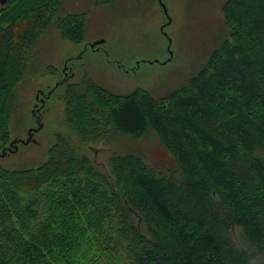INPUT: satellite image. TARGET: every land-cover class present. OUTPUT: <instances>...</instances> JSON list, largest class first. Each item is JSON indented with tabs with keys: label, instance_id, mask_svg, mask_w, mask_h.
Masks as SVG:
<instances>
[{
	"label": "trees",
	"instance_id": "16d2710c",
	"mask_svg": "<svg viewBox=\"0 0 264 264\" xmlns=\"http://www.w3.org/2000/svg\"><path fill=\"white\" fill-rule=\"evenodd\" d=\"M221 10V46L165 97L67 83L82 142L113 131L154 134L161 147L153 161L113 154L105 170L59 134L42 164H0V264H264V0ZM87 14L63 0H0V151L31 44L51 24L82 43Z\"/></svg>",
	"mask_w": 264,
	"mask_h": 264
},
{
	"label": "rangeland",
	"instance_id": "374dc122",
	"mask_svg": "<svg viewBox=\"0 0 264 264\" xmlns=\"http://www.w3.org/2000/svg\"><path fill=\"white\" fill-rule=\"evenodd\" d=\"M225 1L117 0L98 4L96 0H63L65 11L88 13L85 39L82 43L67 40L51 24L31 44L27 68L11 101L10 142L20 140L18 150L1 156L0 164L8 168L42 164L59 134L69 137L105 170L113 154L138 152L153 161L161 147L154 134L138 139L111 131L82 142L66 119V85L89 78L118 94L142 88L156 98L169 95L198 74L212 51L221 46L227 33L221 10ZM66 70H71V76L62 82ZM50 87L38 120L34 115L36 97L40 91L49 93ZM31 129L35 130L33 140L25 143Z\"/></svg>",
	"mask_w": 264,
	"mask_h": 264
},
{
	"label": "water",
	"instance_id": "95a60500",
	"mask_svg": "<svg viewBox=\"0 0 264 264\" xmlns=\"http://www.w3.org/2000/svg\"><path fill=\"white\" fill-rule=\"evenodd\" d=\"M6 1H7V0H1V3H2V4H5ZM163 6H164L165 11H167L166 6H165L164 4H163ZM170 20H171V19H170ZM96 44H97V43H96ZM96 44H92L91 46H92V47H95ZM62 82H64V81H62ZM40 93H41V92H40ZM40 93H39V94H40ZM39 94H38V96H39ZM50 94H51V91L48 93V96H49ZM37 119L40 120V116L37 117ZM40 128H41V124H39V129H40ZM32 130H33V129H31V130L29 131V137H28L27 140H25V143H29V142L31 141V138H32V133H31V131H32ZM34 131H35V130H34ZM18 142H20V140H13V141H11L10 144H9L8 146H6L5 148L2 149V151H0V157H1V156H5V155H7V154H9V153H11V152H15V151H17V150H18V146H19Z\"/></svg>",
	"mask_w": 264,
	"mask_h": 264
},
{
	"label": "flooded vegetation",
	"instance_id": "af4514ba",
	"mask_svg": "<svg viewBox=\"0 0 264 264\" xmlns=\"http://www.w3.org/2000/svg\"><path fill=\"white\" fill-rule=\"evenodd\" d=\"M68 72H71V70L70 71H65V73H64V76H65V74L67 75V77H65V79L63 80V81H67L68 79H69V76H71V73H68ZM52 87H50V91L52 90L51 89ZM41 93L39 94V96L37 95V97H36V99H37V101H38V103H36V108H35V110H34V115L36 116V117H39L40 116V109H42L43 108V105H41L42 103H43V101H44V99L48 96V93H45L44 91H40ZM31 133H32V138H31V141L33 140V137H34V131L32 130L31 131ZM18 140V139H17ZM9 144H10V142H9ZM8 144V145H9ZM18 144H19V142H18ZM7 145V146H8Z\"/></svg>",
	"mask_w": 264,
	"mask_h": 264
}]
</instances>
